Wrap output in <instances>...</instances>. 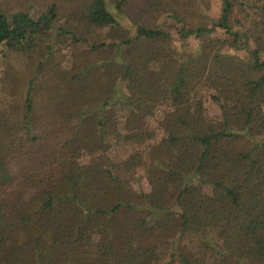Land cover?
<instances>
[{"label": "trees", "instance_id": "1", "mask_svg": "<svg viewBox=\"0 0 264 264\" xmlns=\"http://www.w3.org/2000/svg\"><path fill=\"white\" fill-rule=\"evenodd\" d=\"M3 2L0 264H264V0Z\"/></svg>", "mask_w": 264, "mask_h": 264}, {"label": "rangeland", "instance_id": "2", "mask_svg": "<svg viewBox=\"0 0 264 264\" xmlns=\"http://www.w3.org/2000/svg\"><path fill=\"white\" fill-rule=\"evenodd\" d=\"M0 1L2 2V4H0V9L6 10L7 7H5V3L3 2V0H0ZM42 1L43 0H34V2H32V5H31L28 0H19V3H20L19 5H23L21 4L23 2H25L27 5H31L29 8V13L33 16L35 15L37 16L38 14V12H36L37 9L45 5V3H43ZM46 1L50 2L52 0H46ZM221 3H222V0H198V3L195 5V10L198 12L206 13L210 17L211 21H215L220 15ZM152 25L155 28H162V29L169 30L172 34L173 43L177 47H181L182 43L178 41V36L176 33L177 27L174 24H172L170 21H168L164 14L156 15L155 18L152 20ZM221 31L222 30H217V33H221ZM193 42H195V40L191 38V39H187L184 43L185 44L184 50H186L188 53H192L196 50V46H194L195 43ZM248 48L249 49L253 48L252 42L249 43ZM195 54H199V51L197 50ZM240 54L245 55V52L240 51ZM2 59L3 58H1V53H0V67H2L3 65ZM4 60H6V63H10L2 67V68H7L9 66L8 73L12 74L16 71H20V73H22V70H23L22 68L24 67L23 62H21L19 58L16 57L15 54L13 53L10 54L9 58L4 59ZM0 70H1L0 72V86H1V84L4 83L5 80L9 79V75H7L8 73L4 74V69H0ZM4 75H6V77L1 78ZM209 93L210 92H209L208 87L201 86L198 88L196 96L202 98L203 100L204 115L206 116V118L213 120L216 118L219 112H218L216 105L210 100ZM5 101H8L7 94L5 92H0V103L2 104ZM245 146L246 145L240 144V145H237L236 149L244 148ZM88 159H89L88 155L83 154L79 156V161L81 162H85ZM144 177H145L144 170L142 168L128 175L126 186L130 193L137 194L140 190H144L147 187Z\"/></svg>", "mask_w": 264, "mask_h": 264}]
</instances>
